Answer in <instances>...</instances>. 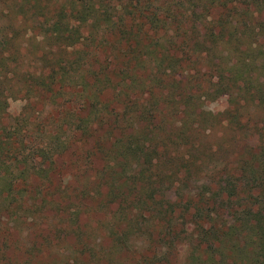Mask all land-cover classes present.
<instances>
[{
    "label": "trees",
    "instance_id": "16d2710c",
    "mask_svg": "<svg viewBox=\"0 0 264 264\" xmlns=\"http://www.w3.org/2000/svg\"><path fill=\"white\" fill-rule=\"evenodd\" d=\"M20 1L0 26V232L39 200L82 249L101 213L121 247L154 243L138 264L183 235L264 250V0H34L19 17Z\"/></svg>",
    "mask_w": 264,
    "mask_h": 264
},
{
    "label": "rangeland",
    "instance_id": "374dc122",
    "mask_svg": "<svg viewBox=\"0 0 264 264\" xmlns=\"http://www.w3.org/2000/svg\"><path fill=\"white\" fill-rule=\"evenodd\" d=\"M7 1L11 0H0V26L8 23V18L4 15L9 4H6ZM33 4L34 0L20 1L13 10L19 12V17L20 11L25 8L29 10V14H32ZM25 103L23 99L11 101L9 114L12 116L19 114ZM227 105V99L223 97L209 102L208 108L217 113L224 110ZM50 126H54V124L51 123ZM215 131L214 135L208 136L206 140L217 144L221 142V136L225 133V129L218 126ZM219 145L224 146L225 142H221ZM61 160L62 158L58 160L57 164H60ZM65 160L69 159L65 157ZM80 163L84 165V160H80ZM74 171H76L75 166L67 165L61 174L68 181H75ZM86 175L88 176V174ZM53 180L49 191H52L56 182L55 179ZM39 204L41 202L38 200L31 208L33 213L38 216L33 224L31 217L17 224L21 235L12 234L9 236L0 232V264H138L144 259V255L150 256L151 254L141 247L155 245L154 243L149 244L148 241L141 244L142 239L132 236L131 251L121 247L108 236V230L101 225L102 219H105V214L101 213L90 218L82 216L80 219L83 231L86 232L85 235H101L88 238L85 243L86 248L82 249L83 243L76 240V235L64 232L63 227H66V223L59 218L56 212L54 213V208H43L48 217H41L43 212L39 210L35 212L34 209ZM252 237L254 236L235 235L227 238L219 236L217 239L213 237L199 239L197 235H183L178 240L177 251L170 252L169 244L163 242L162 248L167 256V261L164 264H264V250L260 248L259 242H256ZM232 246L235 248L233 249ZM253 253H256L255 257Z\"/></svg>",
    "mask_w": 264,
    "mask_h": 264
}]
</instances>
